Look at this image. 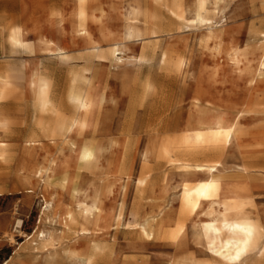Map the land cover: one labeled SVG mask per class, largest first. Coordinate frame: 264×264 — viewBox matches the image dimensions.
<instances>
[{"label":"rangeland","instance_id":"obj_1","mask_svg":"<svg viewBox=\"0 0 264 264\" xmlns=\"http://www.w3.org/2000/svg\"><path fill=\"white\" fill-rule=\"evenodd\" d=\"M196 1L182 0L188 22L193 19ZM224 1L228 3L223 14L225 3L221 2L209 16L224 28V44L232 41L242 48L259 43L258 36L264 32V10L259 2L255 7L250 0ZM50 4L66 12L67 20L61 25L41 12V6ZM73 10L74 0H0V78L11 85L9 96L0 100V122L7 124L0 128V143L4 144L0 156V264H46V252L34 250L36 240L29 238L37 231H60L65 223L68 226L66 215L75 212L76 200L86 198L90 203L96 193L100 213L97 221L86 225L92 236L76 241L69 236L61 244L55 243L59 258L53 264H78L61 261L62 248L75 242L81 251L90 240L109 244L114 264L133 258L144 264H223L198 235L200 223L209 219L208 202L203 201L193 213L180 215L183 183L195 185L203 176L152 156L143 161L145 151L163 135L153 132L154 125L177 120L184 126L200 95L216 106L250 112L241 119L247 135L232 140L222 155L196 160L220 162L222 168L216 175L224 178L225 186L243 189L238 195L249 201L244 213L262 227L264 241V151L254 140L261 126L256 112L264 106V79L249 91L231 66L215 72L216 42L206 41L205 27L185 23L179 29L168 10L151 0H146V10L154 16L151 25L156 33L125 44L117 56L119 62L108 56L101 60L90 48L106 52L112 43L107 38L111 32L120 41L126 0L103 2L101 10L86 21L82 34L74 32ZM14 27L20 29L22 48L11 45ZM40 32L63 51H45ZM35 73L51 79L54 99L66 115L71 113L65 102L68 93L87 87L95 107L81 135L74 132L54 140L37 136L34 145L27 143L33 134L38 135L34 122L49 118L33 108L30 84ZM74 77L86 78L88 85L81 80L73 83ZM84 144L94 150L88 165L78 160ZM52 161L48 181L44 173L35 175ZM242 167L248 168L246 174L239 172ZM145 175L146 186L140 188L137 181ZM74 189L79 194H73ZM145 221H153L157 229L161 225L174 236L149 245L131 234ZM79 224L69 227L76 230Z\"/></svg>","mask_w":264,"mask_h":264},{"label":"bare ground","instance_id":"obj_2","mask_svg":"<svg viewBox=\"0 0 264 264\" xmlns=\"http://www.w3.org/2000/svg\"><path fill=\"white\" fill-rule=\"evenodd\" d=\"M49 3L52 0H48ZM153 3L163 5L176 23H179V29H182L185 23L190 25L198 24L199 27H205L207 30L206 41L216 42L213 57L212 68L218 72L226 66H231L238 79L243 80L248 90L251 91L261 85L264 73V32L259 34L261 39L255 45H248L242 48L237 47L232 41L224 44L223 37L225 30L215 25L209 17L210 12L216 11L221 2L225 6L220 14L226 9L227 1L224 0H197L194 9L193 19L188 22L186 19V8L182 0H151ZM106 0H74V10L70 17L76 23L74 32L82 34L85 32L84 25L89 18L100 11ZM259 2V8L264 10V0H250L251 5L256 7ZM211 3V9L208 5ZM112 4V3H111ZM113 6V5H112ZM48 8V9H47ZM41 6V12L47 13L46 17L51 21H58L62 24L67 20V14L59 9L56 4H50L48 7ZM44 9V10H43ZM123 30L120 41L113 38V33H109L107 38L112 43L108 46L106 52L99 47L92 46L90 51L96 53V57L105 60L106 56L120 61L117 56L122 51L125 44L131 45L134 42L142 40L145 35L156 32L153 31L151 23L154 16L146 10V0H126V12L121 14ZM264 20V19H263ZM143 26V27H142ZM188 27V26H187ZM20 29L14 27L11 35V45L15 48H22L20 39ZM40 44L44 45L45 51H63L54 42L47 39L44 33L40 32ZM36 79L31 81L30 88L34 98L33 108L42 116H48V119L40 118L34 122V127L38 135L33 134L27 142L34 145L37 136L54 140L56 138H66L68 135L76 132L81 135L89 126L92 111L95 103L91 99L87 87L80 91H70L66 97V105L71 109L70 115L63 113L60 104L54 99L52 81L45 75L35 73ZM81 80L88 85L86 78H73V83ZM11 92V85L6 79L0 78V100L5 99ZM194 113L190 115L186 124L183 126L177 120L173 124L159 121L154 125L155 134L163 133L150 151H145L143 161L146 162L149 156L165 160L171 165L180 164L188 173H199L203 176L195 185L184 182L180 197L181 210L180 215L195 212L199 209L203 201L208 202V211L206 213L208 221L201 222L198 235L205 242L206 249L223 264H264V241L263 229L259 223L244 213V209L249 205V201L240 197L238 194L243 189L225 186L223 177L216 175L222 165L218 161L196 160L199 157L211 155H222L226 148L230 146L232 140H240L247 135L241 127V119L250 112L243 109H229L216 106L209 101H204L201 95L194 100ZM260 115L261 126L254 136L255 143L259 149L264 151V106L256 112ZM6 123L0 122V128L5 129ZM181 130L179 134H174ZM4 146L0 143L1 148ZM94 158V150L90 144H84L79 150L78 160L81 164L88 165ZM45 170L37 169L35 175H46L45 180H49V175L53 171L55 162ZM147 167L145 163L144 168ZM241 174L248 172L247 167L239 169ZM148 176H144L137 181L140 188H144ZM73 194H79V190L74 189ZM100 197L96 193L90 203L83 200H76L75 212L66 215L65 228L60 231H37L29 239L35 238L36 243L33 249L45 251L46 264H53L59 258L54 246L69 236L77 239H89L92 232L86 225L92 224L98 219L100 213ZM153 221H145L139 225V229L132 230L131 234L138 235V238L147 240L149 245H156V241L165 238H172V232H166L164 228H154ZM79 224V228L73 230L70 226ZM61 261L68 260L71 263L78 264H114L112 258V247L99 240H90L84 244L81 251H77L75 242L70 243L68 247L62 248ZM123 264H144L138 262L135 258L123 260Z\"/></svg>","mask_w":264,"mask_h":264}]
</instances>
